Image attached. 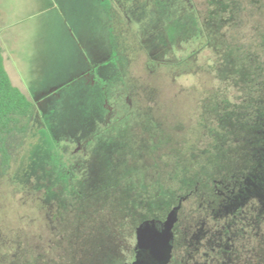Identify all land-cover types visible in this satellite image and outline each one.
Instances as JSON below:
<instances>
[{
    "label": "flooded vegetation",
    "instance_id": "af4514ba",
    "mask_svg": "<svg viewBox=\"0 0 264 264\" xmlns=\"http://www.w3.org/2000/svg\"><path fill=\"white\" fill-rule=\"evenodd\" d=\"M90 1L91 6L85 4L91 15L105 21L106 48L95 42L94 51L83 57V68L68 81L80 83L72 97L86 96L85 122L67 134L48 133L59 161L54 183L66 206L56 207L53 215L59 230L70 238L73 230L64 217L76 211L74 206L84 197L82 189H94L103 177L108 179L104 183L113 177L122 183L119 212L127 216L135 210L140 217L133 230L131 259L122 252L117 255L110 239L109 245L92 238L91 243L70 238L68 255L56 264H130L136 256L137 227L149 220L164 221L176 206L167 264H264V98L257 101L255 86L260 81L250 79L252 73L244 65L240 68L236 58L231 70L223 64L221 19H236V0ZM193 30L200 40L191 51L187 38ZM148 42L157 46L153 53L147 50ZM213 44L220 72L230 75L226 72L231 71L233 79L227 80L243 91L241 103L230 106L224 99L201 97L199 112L192 111V101L186 114L174 115L167 112L164 101L143 95L146 88L162 85L206 87L211 82L206 76L193 81L178 77L202 74L207 66L213 70L206 54ZM134 64L151 72L166 71L170 79H136ZM246 77L252 85L241 83L247 82ZM63 86H52L40 100L31 101V120L35 109L42 119L45 105L53 108L52 98H62ZM193 115L199 116L198 128L190 123ZM208 136L210 148L205 143ZM193 165L198 166L197 172ZM160 210L166 214L164 219L157 217ZM101 226L111 232L122 224ZM125 240L119 238V248Z\"/></svg>",
    "mask_w": 264,
    "mask_h": 264
},
{
    "label": "rangeland",
    "instance_id": "374dc122",
    "mask_svg": "<svg viewBox=\"0 0 264 264\" xmlns=\"http://www.w3.org/2000/svg\"><path fill=\"white\" fill-rule=\"evenodd\" d=\"M85 2L92 5L90 0H0V46L11 83L32 102L40 100L41 95L49 92L52 86L65 84L62 98H52L53 108L45 105L46 114H43L42 119L35 109L28 130L23 134H12L6 140L9 158L6 161L0 159V233L4 242V245L0 243V251L6 253L2 257L3 264H26V258L28 264H56L68 255L66 241L70 238L76 241L80 239L81 242L92 238L91 240H100L109 245L110 239L111 245L115 243L117 246V255L122 252V256L129 259L132 257L131 250L135 245L133 230L140 215L135 210L127 216L123 211L119 212L117 198L120 197L122 186L119 179L112 177L110 182L96 185L94 189H82L84 197L74 206L76 211L74 214L69 212L64 217V222L70 223V230H73L70 238L67 237L68 232L59 230V221L53 215L56 207L64 209L66 206L63 193L57 190L54 183L57 171L55 165L59 161L53 155L48 133L53 136L58 133L67 134L75 125L85 122L86 96L78 93V98L72 97L71 95H77L75 90L79 89L80 83L78 80H74L72 84L68 81L83 68V57L89 50L94 51L95 42L100 43L101 48H106L105 21L93 17ZM236 2V19H221L223 64L232 51L235 57L245 58L250 54L260 68L257 94L264 98V0ZM189 40L187 38V47L190 46L193 51L200 40L199 32L193 30ZM170 41L171 50L176 49L172 37ZM146 46L149 53H153L157 47L154 42H148ZM209 47L213 49L207 50L206 54L213 70L207 66L202 74L198 71L193 72L192 77H178L181 81H193L200 76L205 79L202 76H206L211 81L206 87H199L194 83H189L190 86L162 85L146 88L143 95L164 101L167 112L174 115L186 114L189 102L192 101V111L199 112L201 97L224 99L230 106L241 103L242 89L227 80L233 79L231 71L226 72L230 75L220 72V65L215 64L216 45ZM229 65L227 68L231 70L232 63ZM134 67L132 75L136 79H170L166 71L151 72L139 64H134ZM245 79L247 82L241 83L248 86L252 85L256 77L250 78L253 81L248 77ZM65 96H70V99H65ZM196 117L193 115L190 121L193 127L199 121L196 120L199 116ZM211 138L208 136L205 140L209 148ZM100 169V166L96 168L98 174ZM104 179L108 180L103 177V182ZM89 194L90 197H87ZM114 207L117 210L111 212ZM162 212L160 210L157 216L160 219L166 216ZM144 214L146 215V211ZM107 222L122 226L117 227V231L109 232L101 226ZM77 228H81V232ZM120 237L126 239L125 248L118 246Z\"/></svg>",
    "mask_w": 264,
    "mask_h": 264
},
{
    "label": "trees",
    "instance_id": "16d2710c",
    "mask_svg": "<svg viewBox=\"0 0 264 264\" xmlns=\"http://www.w3.org/2000/svg\"><path fill=\"white\" fill-rule=\"evenodd\" d=\"M227 57L228 59L225 60V65L232 63V58H236V61L239 62V67L241 68L244 65L246 67V70L249 71V73H252V77L255 76L257 80V78L259 77L260 68L259 65L256 63L255 59H253L250 54L246 55L245 58L242 56L235 57L232 51L229 55H227ZM259 87L260 85L255 86L257 92L259 90ZM257 92L255 97L258 101L260 96L259 94H257ZM32 114V102L10 81V78L4 67L2 50L0 46V159H2L3 161L8 160L9 158L6 149L7 138L12 134L25 133L31 124ZM221 153L223 152H219V154ZM208 159H210V156L208 157ZM192 170L193 172H197L198 166L193 165ZM117 201L120 203V198H117ZM2 241V235L0 233V243L4 245V242ZM5 255L6 253H2L0 251V264H3L2 257Z\"/></svg>",
    "mask_w": 264,
    "mask_h": 264
},
{
    "label": "water",
    "instance_id": "95a60500",
    "mask_svg": "<svg viewBox=\"0 0 264 264\" xmlns=\"http://www.w3.org/2000/svg\"><path fill=\"white\" fill-rule=\"evenodd\" d=\"M179 206L168 212L164 221L149 220L136 229V256L130 264H167L172 248V227Z\"/></svg>",
    "mask_w": 264,
    "mask_h": 264
}]
</instances>
